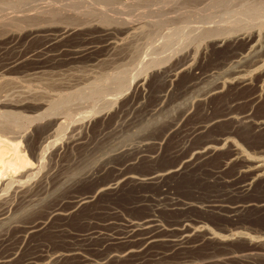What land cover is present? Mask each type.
<instances>
[{
  "label": "rangeland",
  "instance_id": "374dc122",
  "mask_svg": "<svg viewBox=\"0 0 264 264\" xmlns=\"http://www.w3.org/2000/svg\"><path fill=\"white\" fill-rule=\"evenodd\" d=\"M72 1L0 0V12L14 17L0 26V109L16 113L27 154L25 137L35 132L30 140L35 145L42 128L32 129L55 118L60 125L50 131L52 143L43 155L33 159L34 174L20 191L15 182L6 184L7 177L0 179V200L12 201L5 220L15 214L21 190L33 192L22 213L29 208L35 212L12 217L21 222L43 216L59 202L92 197L72 207L68 216H54L46 230L26 239L21 230L0 224V236L7 232L9 239L0 240V254L19 250L9 264H21L28 256H38V264H264L259 236L264 234V209L227 210L242 200L264 201V176L244 193L238 189L247 178L238 169L243 156L264 157V128L255 124L264 115V0ZM65 4L68 9L63 10ZM56 10L60 14L52 15ZM27 11L39 12L32 23L74 27L60 42L66 48L91 42L100 48L80 58L29 60L4 72L7 57L44 41L42 35L28 36L34 24L21 18ZM76 11L79 15L69 19ZM107 26L116 43L112 47L100 42V30ZM249 36L254 39L251 47L245 42ZM237 51L244 53L231 56ZM35 111L47 116L28 122ZM227 112L248 115L247 126L227 121ZM207 144L216 148L194 156ZM190 155L189 165L159 181L115 180L121 172L142 176L163 171ZM110 181L114 185L106 188ZM148 214L157 217L168 237L162 232L161 240L146 243L139 254L128 251L132 243L126 240L81 239L95 229L117 235L125 221ZM185 218L196 230L185 245L175 246L169 236L179 234ZM67 249L76 252L66 254Z\"/></svg>",
  "mask_w": 264,
  "mask_h": 264
},
{
  "label": "bare ground",
  "instance_id": "6f19581e",
  "mask_svg": "<svg viewBox=\"0 0 264 264\" xmlns=\"http://www.w3.org/2000/svg\"><path fill=\"white\" fill-rule=\"evenodd\" d=\"M72 1V0H71ZM89 1V0H87ZM95 1V0H94ZM106 1V0H105ZM108 1V0H107ZM120 1V0H119ZM172 1V0H171ZM226 1V0H225ZM60 2V1H59ZM69 3V1H67ZM73 2V1H72ZM83 2V1H81ZM80 2V3H81ZM93 2V1H92ZM100 2V1H99ZM111 2V0H110ZM115 2V1H114ZM175 2V1H174ZM224 2V1H223ZM246 2V1H245ZM8 3V1H7ZM14 3V2H13ZM48 4L50 2H47ZM65 3V1H64ZM97 3V2H96ZM107 3V2H106ZM263 3V2H262ZM4 4V2L2 3ZM73 3H71L72 5ZM90 4V3H89ZM170 4V3H169ZM222 4V3H221ZM233 4V3H232ZM10 4H8L7 6H9ZM45 5V4H44ZM51 5V4H50ZM66 5V4H65ZM70 5V4H69ZM76 5V4H75ZM74 5V6H75ZM109 5V4H108ZM139 5V4H138ZM208 5V4H207ZM3 6V5H2ZM0 6V7H2ZM46 6V5H45ZM48 6V5H47ZM63 6V5H61ZM67 6V5H66ZM72 5V7H74ZM96 6V5H95ZM101 6V5H100ZM4 7V6H3ZM13 7V6H12ZM49 7V6H48ZM53 7V6H52ZM59 7V6H58ZM70 7V6H69ZM114 7V5H113ZM248 7V6H247ZM246 7V8H247ZM6 8V7H5ZM63 8V7H62ZM76 8V7H75ZM74 8V9H75ZM201 8V7H200ZM253 8V7H252ZM255 8V7H254ZM260 8V7H259ZM65 9H68V6L67 8H63V10ZM116 9V8H114ZM147 9V8H146ZM222 9V8H221ZM256 9V8H255ZM254 9V10H255ZM28 10V9H27ZM62 10V9H61ZM72 10V9H71ZM106 10V9H105ZM121 10V9H120ZM156 10V9H155ZM164 10V9H163ZM162 10V11H163ZM167 10V9H166ZM251 10V9H250ZM258 10V9H257ZM30 11V10H29ZM32 11V10H31ZM30 11V12H31ZM50 11V9H49ZM104 11V10H103ZM109 11V10H108ZM112 11V10H111ZM111 11H109L108 13H110ZM114 11V10H113ZM161 11V12H162ZM165 11V10H164ZM185 11V10H184ZM197 11V10H196ZM16 12V11H15ZM28 12V11H27ZM35 13V11H33ZM32 13H29L28 14H24L22 15L21 18L25 19L27 21V24L31 23L34 24L32 26H29V28L27 29L28 30V36H32V35H42L44 38V41L43 43L41 44L40 47L36 48V49H33V50H26V51H18L16 54H14L13 56H11L10 58L7 57L8 59L6 61H4V64L1 66V69L6 72L7 70H14V68H17V67H20L22 64L24 65V63H26L27 61L29 60H36V62L38 61L39 63H42L43 61H46V60H56L58 58H61V57H64V56H68V58H76V57H81V56H84V55H87V54H90L91 52H93L97 47H99V43L98 44H95V43H89L88 45H86L85 47H78V48H66L65 46H63L62 43V39L63 37H65V35L67 33H70L71 30L73 29L74 31V27L73 28H69L68 26H63L61 28H58L57 29H53L52 27L53 26H48V25H41V24H35V23H32L36 20V14L39 13V12H36V14H33ZM62 12V11H61ZM64 12V11H63ZM87 12V11H85ZM259 12V11H258ZM256 12V14L258 13ZM10 13V12H9ZM43 13V12H42ZM51 13V12H50ZM139 13V12H138ZM159 13V11L157 12ZM165 13V12H164ZM251 13V11H250ZM254 13V12H252ZM260 13V12H259ZM258 13V14H259ZM49 14V13H48ZM52 14V13H51ZM57 14H60V10L56 12H53L52 15H57ZM62 14V13H61ZM66 14V13H65ZM70 14V13H69ZM107 14V13H106ZM162 14V13H161ZM237 14V13H236ZM77 15H79L76 11V13L72 14V15H67V17L69 19L71 18H75L77 17ZM178 15V14H176ZM149 16V15H148ZM152 16V15H151ZM201 16V15H200ZM244 16V15H242ZM246 16V15H245ZM79 17V16H78ZM108 17V16H107ZM138 17V16H137ZM150 17V16H149ZM155 17V16H154ZM166 17V16H165ZM175 17V16H174ZM253 17V16H252ZM12 18L14 17H8L6 16V14L4 13H1L0 12V26H4V25H7V24H10L11 21H12ZM16 18V17H15ZM185 18V17H184ZM19 19V17H18ZM22 19V20H23ZM150 19V18H149ZM166 19V18H164ZM242 19V18H241ZM21 20V19H20ZM19 20V21H20ZM107 20V19H106ZM105 20V21H106ZM137 20V19H136ZM155 20V19H154ZM233 20V18L231 19ZM238 21V19H237ZM242 21V20H241ZM246 21V20H245ZM21 22V21H20ZM23 22V21H22ZM21 22V23H22ZM25 22V21H24ZM14 23H17L19 24L18 22H14ZM134 23V22H133ZM159 23V22H158ZM26 24V23H25ZM26 24V25H27ZM223 24V23H222ZM232 24V23H231ZM13 25V24H12ZM20 25V24H19ZM30 25V24H29ZM224 25V24H223ZM229 25V24H228ZM234 25V24H233ZM238 25V24H237ZM244 25V24H243ZM15 26V25H14ZM106 26V25H105ZM110 26V25H109ZM226 26V25H225ZM5 27V26H4ZM103 27V26H102ZM218 27V26H217ZM227 27V26H226ZM125 28V27H124ZM206 28V27H205ZM111 27L108 28L107 27H104L102 28L100 31H101V39L102 42L101 44H106L105 47L107 46H110L112 47L113 44L112 43H115L113 42L111 36H110V32H111ZM219 30V29H218ZM2 31V30H1ZM10 31V30H9ZM20 31V30H19ZM70 31V32H69ZM206 31V30H205ZM214 31V29H213ZM221 31V30H220ZM212 32V31H211ZM228 32V31H227ZM219 33V32H218ZM257 33V32H256ZM25 34V33H24ZM113 34V33H112ZM208 34V33H207ZM242 34V33H241ZM209 35V34H208ZM221 35V34H220ZM27 36V35H26ZM114 36V35H113ZM112 36V37H113ZM241 37V36H240ZM243 37V35H242ZM35 38V37H34ZM246 38V37H245ZM254 38V37H253ZM100 39V40H101ZM239 39V38H238ZM252 40L254 39H251L250 36L248 38L245 39V42H246V45H250L252 46ZM132 41V40H131ZM125 42V40H124ZM252 42V43H251ZM12 44V42H11ZM62 44V45H61ZM112 44V45H111ZM123 44V43H122ZM23 45V44H22ZM116 45V43L114 44ZM121 45V44H120ZM125 45V44H124ZM7 46V45H6ZM13 47V45H10V47ZM16 46V45H15ZM137 46V45H136ZM249 46V47H251ZM9 47V46H8ZM116 47V46H115ZM20 48V47H19ZM100 48V47H99ZM13 49V48H12ZM18 49V48H16ZM3 50V49H2ZM21 50V48L19 49ZM130 51V50H129ZM122 52V51H121ZM94 53V52H93ZM241 52H234L231 53V56H235L236 54H239ZM244 53V52H242ZM241 53V54H242ZM261 54V53H260ZM258 55V57L261 55ZM91 55V54H90ZM229 56V57H231ZM240 56V55H239ZM243 56V55H242ZM263 56V55H262ZM238 57V56H237ZM236 58V57H234ZM257 58V57H256ZM262 58V57H261ZM259 58V59H261ZM256 62H259V60H255ZM255 63V62H254ZM253 63V64H254ZM258 64V63H257ZM256 64V65H257ZM240 71V70H239ZM238 71V72H239ZM242 71H244L242 69ZM113 72V71H112ZM236 72V71H235ZM237 74H240L238 73ZM108 73V72H107ZM120 73V72H119ZM111 78V77H110ZM109 79V78H108ZM121 79V78H120ZM96 85V84H95ZM94 85V86H95ZM106 85V84H105ZM94 88V87H93ZM218 88V86L216 87ZM216 88H212L210 91H216L215 89ZM88 91V90H87ZM99 92V91H98ZM62 102V101H61ZM49 104V103H48ZM7 105V104H6ZM9 105V104H8ZM12 106V105H10ZM2 107H4V105H2ZM8 107V106H7ZM15 107V106H14ZM54 107V106H53ZM61 108V107H60ZM4 109H0V179H2L3 177H7L6 179L8 181H5L7 182L6 184L8 186L12 185L13 182H15L16 184V189H21L22 185H24V183L29 179L30 177L34 174L33 172V168L32 165L34 164L33 162V159H35L36 157H41L44 153V151L47 149V147H49L48 145H50V143H52L51 141V137H53V135H51L53 132L50 133V131L56 127L58 128L60 125H56V123L58 122L57 121V118L53 119L52 121L48 122V124H42L38 127H35L34 129L32 130H36V128H42L41 131H39L38 133V139H37V142L35 143V145H31L32 143H30V140H31V137L33 134H35V132L32 134L33 131H31V133L29 134V136L25 137V141L27 143V147L29 148V151L30 153L27 154L26 151H25V148L21 146L22 144V136H21V132H20V128H22V125L20 126V122L19 124L15 121L18 119V117L15 118L16 116V113L14 114L13 112H8V110H4ZM35 110V109H34ZM33 110V111H34ZM37 110V109H36ZM48 111V110H47ZM36 112V111H35ZM54 112V111H53ZM46 114V112H44ZM43 112H36V115H30V116H27L28 117V122H32L36 119H43L44 117V114ZM18 115V114H17ZM20 115V114H19ZM49 115H53V114H49ZM226 119H233L235 120L236 122H238L239 124H244V126H247L245 125L246 123L248 124V121L246 120L247 116L248 115H240V116H237L238 114H234L232 115V113H226L224 114ZM223 115V116H224ZM47 116V115H45ZM222 116V115H221ZM221 116H220V120H221ZM222 116V117H223ZM24 117V116H23ZM26 117V116H25ZM24 117V118H25ZM15 118V120H14ZM20 118V117H19ZM22 118V117H21ZM260 118V117H259ZM262 118V117H261ZM52 119V118H51ZM50 119V120H51ZM217 119V118H216ZM224 119V120H226ZM227 119V121H228ZM19 120V119H18ZM26 120V119H25ZM219 120V118H218ZM217 120V121H218ZM222 121H223V118H222ZM27 123V122H26ZM31 124V123H29ZM28 124V125H29ZM58 124V123H57ZM257 125V127L259 128H264V115H263V118L262 119H259V121H257L255 123ZM24 125V124H23ZM26 125V124H25ZM250 125V124H249ZM27 127V125H26ZM56 128L54 129V131L56 130ZM22 131V130H21ZM20 132V133H19ZM23 132V131H22ZM18 133L20 135H18ZM225 133V132H224ZM224 136V135H223ZM222 136H220L221 138ZM226 137V136H224ZM222 137V138H224ZM228 137V136H227ZM50 139V140H49ZM76 139V138H75ZM221 140V139H220ZM225 140V139H224ZM54 142V141H53ZM217 142V141H216ZM144 143V142H143ZM146 143V142H145ZM148 143V142H147ZM208 143V142H207ZM216 144V143H215ZM141 145V144H140ZM144 145V144H143ZM204 145V144H203ZM206 145V144H205ZM208 145V144H207ZM139 147V146H138ZM145 147V145H144ZM204 147V146H203ZM201 147V148H203ZM32 148V149H30ZM143 148V147H142ZM216 148V145H208L205 147L204 150H196L194 152V156H196L197 158H200V156L204 155L206 152H211L213 151V149ZM134 150V149H132ZM236 151V150H235ZM94 154V153H92ZM235 154V153H234ZM237 154H241L240 152L238 153L237 151ZM236 155V154H235ZM261 154H259L257 157H250V158H247L243 156V159L245 161H243V164H241V168L239 167L238 169H240L239 172L243 173V176L246 175L247 178H245V180H241L242 181V184H239V188L240 191L242 193H244L245 191L249 190L250 186L254 185V182L255 179H259L260 177L263 178L264 176V157H262V155L260 156ZM96 156V155H95ZM239 157V156H237ZM242 157V156H241ZM90 158V157H89ZM93 158V157H92ZM95 158V157H94ZM192 155L190 156H186V157H183L180 162L176 165H171L169 166L168 168L164 169L163 171H155V172H152V173H148V174H144L142 176H131V175H127V173H120L117 178L115 179L116 182L118 180H120V178H133V179H136L137 181H141V182H150V181H159L161 180L166 174L168 173H172V172H177L179 171L180 169H182V166H187L190 164L192 160ZM230 158V157H229ZM228 158V159H229ZM236 158V156H235ZM231 159H234L232 156L230 158ZM87 160V159H86ZM88 162V161H87ZM89 163V162H88ZM238 172V173H239ZM240 173V174H241ZM3 178V179H4ZM5 179V180H6ZM114 180V181H115ZM122 180V179H121ZM3 181V180H2ZM1 181V182H2ZM27 181V182H28ZM0 182V183H1ZM26 182V183H27ZM111 182V181H110ZM11 183V184H10ZM23 183V184H22ZM114 182H111L107 185H105L106 188L114 185L113 184ZM5 184V185H6ZM10 184V185H9ZM2 185V183H1ZM5 185H3L4 187H6ZM27 185V184H26ZM7 186V187H8ZM18 186V187H17ZM104 186V185H103ZM1 187V186H0ZM3 187V189H4ZM6 187V188H7ZM24 188V187H23ZM22 188V189H23ZM105 188V189H106ZM2 189V190H3ZM19 189V191H20ZM27 189V188H25ZM251 190V189H250ZM22 191V194L20 195L21 198L19 200V205L16 206V211H15V214H13L11 217H8L4 220V218L6 217V213L11 209V205H12V201H10L9 199L5 198V199H1L0 200V224H4V223H7L8 228H17L19 230H21L23 232V239H26L27 236H30V234H34V233H38L42 230H46V228L49 226V222L51 221V219L54 217V216H62V217H66L68 216L71 211L73 210V208L76 207L77 204L79 203H82L84 201H86L90 196H77L76 198H74L72 200V202H59L58 204H56L55 206H52L50 208H48L44 215L43 216H39V217H36L34 219H31V220H23L20 222V220H15L13 219L12 221V217L14 216H19L18 213H22L23 209L25 210V205H27L29 202H32V196L34 195L33 192H28V190H21ZM249 192V191H248ZM92 197V196H91ZM90 197V198H91ZM246 200V199H245ZM249 200V199H248ZM253 200V199H251ZM243 201V200H242ZM240 201V204H235V205H228L227 206V210H229L230 212H232L233 214H237L238 212H241L242 210H246L250 207H259L260 209H264V201H258L256 202L255 200L253 201ZM242 202V203H241ZM214 204V203H213ZM211 204V205H213ZM218 204V203H216ZM203 205V204H201ZM209 205V203H208ZM207 205V206H208ZM75 206V207H74ZM206 206V205H204ZM214 206V210H217V207L215 209V205ZM213 206H211L210 208H212ZM73 207V208H72ZM203 207V206H202ZM209 207V206H208ZM35 208V207H34ZM72 208V210H71ZM206 208V207H205ZM28 209V208H27ZM26 209V210H27ZM30 212H26V214L24 213V217L27 218L28 215H30V213H33L35 212V209L34 211H32L31 208H29ZM37 209V208H36ZM213 209H210V210H213ZM219 209V207H218ZM222 210V208H220ZM219 209V210H220ZM226 210V208H224ZM226 210V211H227ZM19 211V212H18ZM28 211V210H27ZM213 212V211H212ZM22 213V214H23ZM154 214V213H153ZM232 214V215H233ZM230 215V214H229ZM16 218V217H15ZM19 218V217H17ZM32 218V217H31ZM157 217L152 215V214H148L146 216H143L140 220H138L137 218V221L135 220H132V221H125L124 222V230H122L119 234H115V235H112V234H105L104 232H101V230L99 231H96V229L93 231V230H90L89 232L87 231V233H83V237L81 236V239H92V237H96V238H100L102 237V239H108L110 241H114V240H126V241H129L131 242L132 244H129L130 248H129V252H132V253H138L139 252H142L141 249L142 247L146 244V243H150V242H153V241H156L157 240H161V236H162V232L163 230H161V224H159V220L156 219ZM189 218H185V219H181V225L182 227L179 228L180 231H178V235L175 237L174 235V238L170 237L169 236V243L172 242V244H174L175 246L176 245H185V243L188 241L189 237L191 236V233L192 231L196 230V227H192L189 225ZM180 223V221H179ZM179 225V226H181ZM178 226V227H179ZM194 226V225H193ZM196 226V225H195ZM200 227V226H199ZM57 228V227H56ZM164 228V227H162ZM176 228V227H175ZM54 229V228H53ZM178 229V228H177ZM165 230V228H164ZM172 231L174 229H171ZM175 232V231H174ZM166 233V232H165ZM170 233V231H169ZM173 233V232H172ZM171 233V235L173 236V234ZM164 234V232H163ZM165 235V234H164ZM230 235V234H229ZM228 235V236H229ZM166 236V235H165ZM163 236L164 238L168 237V236ZM260 240L264 241V234H260ZM258 236V237H259ZM263 239H262V238ZM95 239V238H93ZM101 239V238H100ZM106 239V241H107ZM0 240H1V243H5L7 242V232H5L4 234H2L0 236ZM163 240V238H162ZM166 241V240H165ZM109 242V241H108ZM115 242V241H114ZM113 242V243H114ZM128 242V243H129ZM158 242H161V241H158ZM155 243V242H153ZM165 243V242H164ZM169 243L167 242V244L169 245ZM264 243V242H262ZM146 246V245H145ZM147 248V246H146ZM76 249V248H75ZM75 249H67L66 251V254H69V253H74L76 251H74ZM125 249H128L127 247ZM254 249V247L252 248H248V250H252ZM18 252L19 250H16V249H11L10 251H6V253L4 252L3 254H0V264H9L10 262L14 261L17 257H18ZM78 253V252H77ZM43 254V253H42ZM65 254V253H64ZM246 254V253H244ZM46 256V255H45ZM236 256V255H235ZM38 258V256H37ZM36 257L34 256H28L26 259L22 260L21 261V264H38L36 260H38ZM40 258H42L40 256ZM229 258V257H228ZM45 259V258H44ZM33 260V261H32ZM40 262V261H39ZM14 264V263H12ZM16 264V263H15ZM138 264V263H137ZM141 264V263H140ZM145 264V263H144Z\"/></svg>",
  "mask_w": 264,
  "mask_h": 264
}]
</instances>
